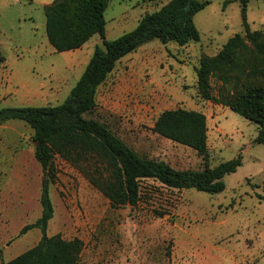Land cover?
I'll use <instances>...</instances> for the list:
<instances>
[{
    "label": "rangeland",
    "instance_id": "rangeland-1",
    "mask_svg": "<svg viewBox=\"0 0 264 264\" xmlns=\"http://www.w3.org/2000/svg\"><path fill=\"white\" fill-rule=\"evenodd\" d=\"M52 0H0V108L55 106L69 95L93 49L94 35L81 49L58 53L45 32L44 6ZM169 0H109L105 37L134 29L145 13ZM252 32L264 28V1L250 0ZM200 40L179 46L153 40L122 58L97 90V107L87 119L105 123L138 155L176 170L215 167L241 155V166L223 178L224 191L176 190L153 180L141 184L134 207L112 208L74 167L56 157L49 187L54 208L47 235L80 239L79 264H264V143L258 126L227 107L204 100L196 86L201 56L213 57L226 42L244 37L239 3L210 4L193 18ZM211 95L230 94L212 77ZM183 108L207 122L208 157L152 131L159 115ZM32 130L23 122L0 124V264L32 248L39 230L18 236L40 217L42 172L34 158Z\"/></svg>",
    "mask_w": 264,
    "mask_h": 264
},
{
    "label": "trees",
    "instance_id": "trees-1",
    "mask_svg": "<svg viewBox=\"0 0 264 264\" xmlns=\"http://www.w3.org/2000/svg\"><path fill=\"white\" fill-rule=\"evenodd\" d=\"M127 1V0H122ZM250 0H223V7L239 3L244 37L230 38L213 57L201 56L195 68L200 96L227 107L258 126L256 143H264V28L252 32L246 12ZM264 1V0H263ZM109 0H53L44 7L45 32L56 52L81 49L94 35L96 45L65 100L55 106L0 108V124L23 122L32 130L34 158L42 172L39 204L41 214L21 228L18 236L37 229L36 245L3 264H79L80 239L65 240L47 235L54 208L49 187L55 183L54 159L77 169L114 209L134 207L140 201L141 184L153 180L170 189H195L207 194L225 189L223 178L241 166V155L202 170H176L168 163L138 155L105 123L87 119L97 107V90L116 64L140 46L153 40L185 46L200 40L193 18L210 0H169L158 10L145 13L136 27L114 40L105 37L104 13ZM4 57L0 50V69ZM214 77L233 90L219 99L211 95ZM152 131L158 136L208 157L207 122L204 114L177 108L162 112ZM260 201L264 197L257 195Z\"/></svg>",
    "mask_w": 264,
    "mask_h": 264
},
{
    "label": "crops",
    "instance_id": "crops-1",
    "mask_svg": "<svg viewBox=\"0 0 264 264\" xmlns=\"http://www.w3.org/2000/svg\"><path fill=\"white\" fill-rule=\"evenodd\" d=\"M52 1H53V0H52ZM52 1H51L49 4H51ZM49 4H47V5H49ZM47 5H45V6H47ZM45 6H44V7H45ZM0 46H1V44H0ZM3 65L6 66L5 64H3ZM3 65H2V66H3ZM48 226H49V224H48ZM36 230H37V229H36Z\"/></svg>",
    "mask_w": 264,
    "mask_h": 264
}]
</instances>
